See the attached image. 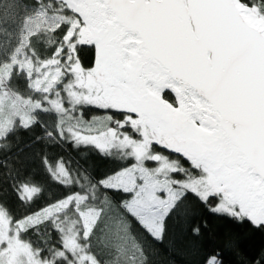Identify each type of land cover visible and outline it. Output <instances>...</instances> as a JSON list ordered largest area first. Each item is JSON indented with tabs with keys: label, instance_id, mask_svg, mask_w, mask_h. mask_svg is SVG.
Returning a JSON list of instances; mask_svg holds the SVG:
<instances>
[{
	"label": "snow or ice",
	"instance_id": "6c2138e0",
	"mask_svg": "<svg viewBox=\"0 0 264 264\" xmlns=\"http://www.w3.org/2000/svg\"><path fill=\"white\" fill-rule=\"evenodd\" d=\"M34 128L17 155L64 191L32 209L44 187L5 153ZM62 145L120 166L96 176ZM0 177L29 208L0 196V264H151L133 221L199 237L193 202L264 228V0H0Z\"/></svg>",
	"mask_w": 264,
	"mask_h": 264
},
{
	"label": "trees",
	"instance_id": "16d2710c",
	"mask_svg": "<svg viewBox=\"0 0 264 264\" xmlns=\"http://www.w3.org/2000/svg\"><path fill=\"white\" fill-rule=\"evenodd\" d=\"M85 65H90L94 57L91 48L85 47L80 53ZM171 95V94H169ZM95 110L87 113L88 117L100 115ZM39 128L30 131L20 129L14 137V146L6 155L19 160L20 165L36 173L44 187L43 196L31 205L32 209L43 206L48 200L61 195L64 191L60 186L51 182L42 169L39 162L31 155V149L25 148L24 152L17 155V145L28 144L38 134ZM50 155L63 154L75 164L85 163L96 176H102L112 169L119 167L120 162L105 158L95 149L81 147L75 149L69 145H62L47 149ZM175 158V157H174ZM0 196L8 200L9 205L17 215H23L29 211L27 206H21L14 195L8 189L6 178L0 177ZM116 199L126 198L123 193H111ZM193 216L195 223L207 222V227L202 229L199 237H194L188 232V224L169 221L168 231L163 243H158L147 236L139 225L133 221L135 233L141 241L147 245L151 264H203L205 256L216 251L220 254L223 264H256L264 253V228H257L247 220L238 222L227 217L210 213L203 205L193 202ZM235 239L238 244L235 247L228 245V238Z\"/></svg>",
	"mask_w": 264,
	"mask_h": 264
},
{
	"label": "water",
	"instance_id": "95a60500",
	"mask_svg": "<svg viewBox=\"0 0 264 264\" xmlns=\"http://www.w3.org/2000/svg\"><path fill=\"white\" fill-rule=\"evenodd\" d=\"M169 94H171V93H169Z\"/></svg>",
	"mask_w": 264,
	"mask_h": 264
}]
</instances>
